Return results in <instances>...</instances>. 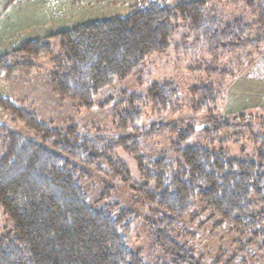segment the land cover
Returning <instances> with one entry per match:
<instances>
[{
    "label": "trees",
    "instance_id": "trees-1",
    "mask_svg": "<svg viewBox=\"0 0 264 264\" xmlns=\"http://www.w3.org/2000/svg\"><path fill=\"white\" fill-rule=\"evenodd\" d=\"M241 1L255 15L254 24L263 28L264 0ZM185 23L201 33L214 55L233 53L251 42L252 25L241 20L222 23L206 0L173 5L148 1L124 16L27 41L0 55V74L27 73L34 67L21 58H48L55 65L49 75L53 90L90 109L105 87L127 79L148 57L166 51ZM50 41L57 43V50ZM190 94L194 110L215 111L213 87L195 86ZM148 104L156 112L181 109L177 89L170 83H153L144 95L123 92L114 103V119L119 129L130 132L105 140L81 136L75 126L52 127L0 96V108L40 137L24 139L0 125V210L9 226L0 233V264H145L126 243L129 212L122 210L115 217L88 201L82 181L90 171L118 178L147 203L175 218L188 214L198 201L240 235L264 238V138L255 160L230 157L222 148L208 150L186 142L197 129L237 127L232 119L212 117L202 124L155 123L148 129L138 128L142 107ZM158 131L177 135L172 143L180 158L175 170L165 158L146 161L138 152V138ZM117 148L134 157L142 182L132 180L127 165L115 154ZM111 190L104 181L99 199L104 200ZM151 228L159 229L157 224ZM158 234L170 247L173 264H204L184 245L159 230Z\"/></svg>",
    "mask_w": 264,
    "mask_h": 264
},
{
    "label": "rangeland",
    "instance_id": "rangeland-1",
    "mask_svg": "<svg viewBox=\"0 0 264 264\" xmlns=\"http://www.w3.org/2000/svg\"><path fill=\"white\" fill-rule=\"evenodd\" d=\"M148 1L173 5L187 0H0V55L27 41L44 39L77 25L127 15ZM206 1L222 23L241 20L252 25L248 46L233 53L214 55L201 33L192 31L185 23L180 25L166 51L148 57L139 71L127 79L115 80L105 87L94 98L95 105L90 109L53 90L49 75L55 65L45 57L21 58L34 65L27 73H1L0 96L32 111L38 120L52 127L66 130L75 126L81 136L108 140L130 132V129H119L114 119V103L123 92L144 95L153 83H170L177 89L181 109L156 112L152 104L145 105L141 120L135 126L146 129L155 123L184 126L202 124L212 117L230 118L237 127L216 130L211 125L208 130L197 129L186 144L197 143L208 150L222 148L230 157L255 160L260 139L264 138V27L254 24L255 15L241 0ZM50 43L57 50V43ZM202 84L213 87L216 93V109L211 114L205 108H192L190 91ZM241 113L243 117H237ZM0 125L24 139L40 138L2 108ZM176 140L177 135L168 131L143 135L138 138V152L146 161L165 158L175 170L180 161L172 147ZM115 154L127 165L132 180L142 182L134 157L122 148H117ZM104 181L110 183L112 190L100 200ZM82 187L95 207L106 209L115 217L122 210L129 212L126 243L132 252L140 253L145 264L174 263L170 247L158 230L191 250L204 264H264V238L251 240L250 235H240L232 224L213 215L201 202L196 201L185 216L175 218L147 203L118 178L90 171ZM151 224H157L159 229L151 228ZM8 228V221L0 210V233Z\"/></svg>",
    "mask_w": 264,
    "mask_h": 264
}]
</instances>
